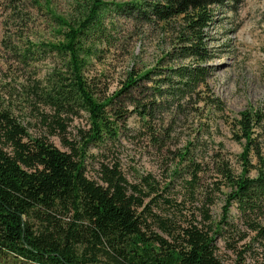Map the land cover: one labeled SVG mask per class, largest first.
Returning a JSON list of instances; mask_svg holds the SVG:
<instances>
[{
  "label": "trees",
  "instance_id": "trees-1",
  "mask_svg": "<svg viewBox=\"0 0 264 264\" xmlns=\"http://www.w3.org/2000/svg\"><path fill=\"white\" fill-rule=\"evenodd\" d=\"M227 1L90 0L71 22L49 13V0H0V264H97L100 254L112 264H264V108L231 123L242 147L237 170L198 138L171 144L177 111L199 88L206 108L223 111L201 65L205 30ZM42 9L57 27L54 43L29 37L33 12L48 15ZM111 12L148 24L179 20L181 56L195 67L132 70L111 93L105 70L93 72L103 48L119 43L103 26ZM83 116L87 127L71 135ZM124 141L155 153L160 181L128 179L118 161L100 163L97 181L86 176L98 156L90 150L108 154ZM178 179L185 194L167 195Z\"/></svg>",
  "mask_w": 264,
  "mask_h": 264
},
{
  "label": "rangeland",
  "instance_id": "rangeland-1",
  "mask_svg": "<svg viewBox=\"0 0 264 264\" xmlns=\"http://www.w3.org/2000/svg\"><path fill=\"white\" fill-rule=\"evenodd\" d=\"M90 0H49V13H53L67 21L74 22L82 15V9ZM104 3L127 4L142 0H103ZM30 0H25L29 3ZM45 11V9H42ZM34 14V23L31 26L29 37L46 43L58 40L54 32L57 27L51 15L46 12ZM215 22L205 30L207 39L205 45L209 51V59L202 66L207 73L206 82L214 97L224 105L223 111L218 112L206 108L204 102L206 92L199 88L192 99L184 100V109L177 111L173 126L171 144L173 149H181L198 138L196 145H206L210 150H219L231 160L234 169H238L237 157L242 147L232 138L231 123L238 114L248 109L264 108V0H230L225 6L214 13ZM115 29L114 43L119 42L115 48H103L104 63L93 64V72L105 70L111 93L123 81L129 72L146 73L153 70H169L177 68H193L195 63L182 58V47L179 37L183 27L179 20L168 23H144L134 17L123 13L116 15L111 12L104 25ZM0 28V41L6 35ZM9 34V32H8ZM4 50L0 46V70L5 68ZM41 70H47L46 64H40ZM166 75V74H165ZM168 75V73H167ZM187 101V102H186ZM174 107L170 112L174 115ZM169 113L165 119H170ZM85 129L87 118L83 116L76 121L75 128ZM130 129H137L138 124L129 122ZM264 152V134L261 135ZM51 142L60 148L57 139ZM97 154L87 164L86 176L97 181L99 164L118 161L128 179L133 174H152L156 180L163 178V166L154 152L140 153L139 148L128 142H123L122 147L108 154ZM204 153V152H203ZM160 167V168H159ZM161 169V170H160ZM255 176V172L251 173ZM168 182V180L166 181ZM182 180H175L167 195H184ZM221 204L214 209L215 216L220 214ZM97 264H112L106 256L100 254Z\"/></svg>",
  "mask_w": 264,
  "mask_h": 264
}]
</instances>
